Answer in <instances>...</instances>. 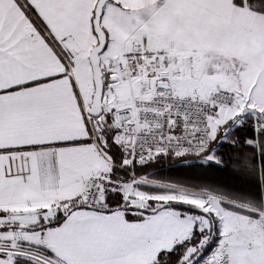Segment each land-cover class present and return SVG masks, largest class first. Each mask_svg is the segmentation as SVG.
<instances>
[{
	"label": "snow or ice",
	"instance_id": "6c2138e0",
	"mask_svg": "<svg viewBox=\"0 0 264 264\" xmlns=\"http://www.w3.org/2000/svg\"><path fill=\"white\" fill-rule=\"evenodd\" d=\"M232 124L264 169V0H0V264H264V186L141 170Z\"/></svg>",
	"mask_w": 264,
	"mask_h": 264
},
{
	"label": "trees",
	"instance_id": "16d2710c",
	"mask_svg": "<svg viewBox=\"0 0 264 264\" xmlns=\"http://www.w3.org/2000/svg\"><path fill=\"white\" fill-rule=\"evenodd\" d=\"M226 127L229 130H222L214 142L217 152L223 154V165L217 167L215 161H198L195 159L198 156L194 155H169L141 166V170L147 172L149 177L167 182L209 180L223 186L232 198L244 200L250 197L254 189L264 186V169L260 167L259 153L251 145L244 144V137L248 134L247 124ZM223 136L226 139L221 140ZM238 154L248 157L246 161H239V168L232 162Z\"/></svg>",
	"mask_w": 264,
	"mask_h": 264
},
{
	"label": "crops",
	"instance_id": "0c3cea01",
	"mask_svg": "<svg viewBox=\"0 0 264 264\" xmlns=\"http://www.w3.org/2000/svg\"><path fill=\"white\" fill-rule=\"evenodd\" d=\"M224 22H225L224 17L220 16L219 14H212L211 18L207 23L209 24V26L219 27Z\"/></svg>",
	"mask_w": 264,
	"mask_h": 264
},
{
	"label": "rangeland",
	"instance_id": "374dc122",
	"mask_svg": "<svg viewBox=\"0 0 264 264\" xmlns=\"http://www.w3.org/2000/svg\"><path fill=\"white\" fill-rule=\"evenodd\" d=\"M228 130H229V128H227V130L225 132H227ZM224 139H226L225 136H223L221 140H224ZM195 159L198 161H202V162H208L209 161V160L201 159L200 157H196ZM150 178H152V177H150ZM152 179H155V178H152ZM156 180H158V179H156ZM159 181H162V180H159ZM165 182H167V181H165Z\"/></svg>",
	"mask_w": 264,
	"mask_h": 264
},
{
	"label": "built area",
	"instance_id": "2783aa9c",
	"mask_svg": "<svg viewBox=\"0 0 264 264\" xmlns=\"http://www.w3.org/2000/svg\"><path fill=\"white\" fill-rule=\"evenodd\" d=\"M189 155H191V154H189Z\"/></svg>",
	"mask_w": 264,
	"mask_h": 264
}]
</instances>
